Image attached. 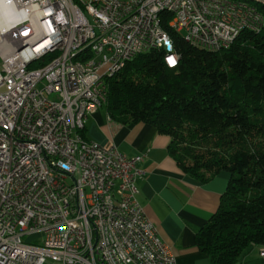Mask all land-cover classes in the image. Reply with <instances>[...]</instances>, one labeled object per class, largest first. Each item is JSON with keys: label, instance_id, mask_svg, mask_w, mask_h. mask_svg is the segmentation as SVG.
<instances>
[{"label": "built area", "instance_id": "2783aa9c", "mask_svg": "<svg viewBox=\"0 0 264 264\" xmlns=\"http://www.w3.org/2000/svg\"><path fill=\"white\" fill-rule=\"evenodd\" d=\"M163 9L209 51L264 26L245 0H0V264H178L138 200L145 156L81 133L136 56L161 45L178 67ZM15 38L36 50L12 54ZM83 44L91 53L71 64Z\"/></svg>", "mask_w": 264, "mask_h": 264}, {"label": "trees", "instance_id": "16d2710c", "mask_svg": "<svg viewBox=\"0 0 264 264\" xmlns=\"http://www.w3.org/2000/svg\"><path fill=\"white\" fill-rule=\"evenodd\" d=\"M161 17L178 67L165 63L163 49L139 54L107 79L104 106L118 123L169 136L171 154L199 181L229 173L220 208L196 240L211 264H241L248 247L264 243V28L209 51L186 42L169 13Z\"/></svg>", "mask_w": 264, "mask_h": 264}, {"label": "crops", "instance_id": "0c3cea01", "mask_svg": "<svg viewBox=\"0 0 264 264\" xmlns=\"http://www.w3.org/2000/svg\"><path fill=\"white\" fill-rule=\"evenodd\" d=\"M84 138L105 146L116 145L128 156L144 155L139 164L138 200L168 244L178 264H211L197 245L198 231L221 205L230 175L221 172L209 182L185 173L170 152L171 138L147 123L122 124L114 121L105 106L88 114ZM259 245L252 244L241 264H262Z\"/></svg>", "mask_w": 264, "mask_h": 264}, {"label": "bare ground", "instance_id": "6f19581e", "mask_svg": "<svg viewBox=\"0 0 264 264\" xmlns=\"http://www.w3.org/2000/svg\"><path fill=\"white\" fill-rule=\"evenodd\" d=\"M247 2H253L256 4H260V6H264V0H245ZM261 11V10H260ZM163 12L169 13L172 16V9H163ZM159 24H162V17L159 16ZM264 26L261 27V31L263 30ZM163 49L165 52V63L169 66V59H168V48H162L161 45H153V47L149 48V52L153 50H160ZM36 50V40H27L24 38H15L12 40V44H10V51L12 54H21V51L24 53H33ZM91 53V44H83L78 49V54H71V64H78L80 62V57H87L88 54ZM122 69H117L119 72Z\"/></svg>", "mask_w": 264, "mask_h": 264}, {"label": "rangeland", "instance_id": "374dc122", "mask_svg": "<svg viewBox=\"0 0 264 264\" xmlns=\"http://www.w3.org/2000/svg\"><path fill=\"white\" fill-rule=\"evenodd\" d=\"M45 264H53V263H52V261L49 260V261L46 262Z\"/></svg>", "mask_w": 264, "mask_h": 264}]
</instances>
